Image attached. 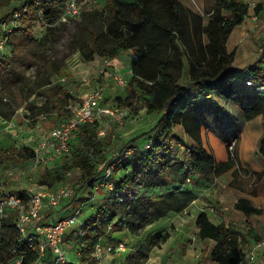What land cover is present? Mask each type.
<instances>
[{"label":"trees","instance_id":"obj_1","mask_svg":"<svg viewBox=\"0 0 264 264\" xmlns=\"http://www.w3.org/2000/svg\"><path fill=\"white\" fill-rule=\"evenodd\" d=\"M10 1L0 0V7ZM122 5L137 10L138 18L124 13ZM65 8L66 0H45L41 6L30 0L14 10L24 13L21 25L9 38L10 52L0 59L2 118L10 120L25 108L31 125L41 123L53 128L73 115L68 106L77 98L53 82L54 77L63 76L66 68L49 52ZM259 10L260 7L256 12ZM210 13L209 18L199 19L198 34L207 35L210 42L206 46L202 41L193 43L192 58L188 47V20L192 13L179 0H107L102 11H85L80 21L75 19L70 53L79 52L84 61L92 62L97 56L114 60L131 50L129 85L143 96L147 112L159 114L160 119L150 131L125 145L122 152L135 149L128 162L130 175L120 182L119 191L108 195L99 209L82 223L77 261L69 264H98L93 256L97 244L119 224L139 235L171 213H183L200 198L199 193L183 187L187 183L218 178L230 171L233 176L238 174L237 149L232 152L231 144H225L195 117L191 102L197 99V93L210 100L214 94H220L239 106L247 120L258 116L264 119V94L253 93L244 85L247 79L257 82L263 78L264 70L238 71L234 66L235 53H229L226 47L235 28L249 17L248 7L240 0H216ZM38 26L46 30L41 38L36 37ZM185 56L191 61L189 79L182 84L181 78L186 76ZM34 96L46 100L38 105L31 101ZM176 126L193 143L185 155L171 143ZM100 132L99 123L82 125L75 135L71 157L48 166L42 183L57 187L68 171L80 168V191L92 186L109 147L108 139L100 137ZM144 138L152 141L150 150L145 149L146 144L138 146ZM257 153L264 158V137ZM34 156L32 149L10 146L0 152V170L28 162ZM262 188L263 191L257 190L254 195H264V185ZM235 208L247 216L264 212L247 198H240ZM15 220L16 215L11 211L0 219V264H17L19 259L20 264H33L38 255L20 242ZM196 227L201 240L216 243L211 256H204L198 264H209L210 260L217 264L244 262L241 241L248 243L247 230L235 222L215 224L204 211L198 214ZM169 238L168 234H149L145 242L130 249L123 264H147L152 249Z\"/></svg>","mask_w":264,"mask_h":264},{"label":"rangeland","instance_id":"obj_2","mask_svg":"<svg viewBox=\"0 0 264 264\" xmlns=\"http://www.w3.org/2000/svg\"><path fill=\"white\" fill-rule=\"evenodd\" d=\"M27 1L30 0H11L6 6L0 7V16H9L15 9L21 8ZM106 1L107 0H98L97 2H94L92 0H82V3L85 11L93 12L102 11L105 8ZM179 1L192 13L188 20V31L190 36L188 47H190L189 55L192 58L193 53L191 51V45H193V43H198L199 41H202L203 43L204 41L208 43L210 42L207 35L198 36L201 30V20L199 19L202 18L204 20L211 16L210 12L216 3V0ZM122 9L124 10V13L132 16L134 19H137L139 16V12L132 9L128 5H122ZM256 14L264 20V7L261 6L260 10L256 12ZM80 20L81 19H78L77 21ZM75 29V19L60 20L56 25V36L49 45V52L57 62L64 64L66 69L64 70L63 76L71 79L70 83H67V87L69 88V85L71 84L73 90L76 91V94H74L81 97H76L77 100L74 102H80V100H85L89 91L92 93L99 87L105 85L106 77L103 72L104 68L117 70L122 67L121 64L125 63L128 56L126 55L123 57V63L118 62L115 59H106V61L114 67L107 66L106 61L101 62V58L99 56H97L98 62L89 63L84 61L82 56L80 58L78 54H72L69 50L71 37ZM45 31L44 27L38 26L36 28V37L41 38ZM255 42V39H253V41H250L248 46L244 47L245 41L242 42L240 39L231 40L228 52H234L235 57L238 55V59L242 56V53H249V55L243 56V63L247 64L248 61H250L249 66L259 65L261 67L260 69H263L264 53H261L259 55L260 57L257 60H254L255 54H258L257 50L261 45L263 46V43H260V45H256V48H253L252 44L255 46ZM190 61V58L185 56L186 76L181 78L182 84L188 77L187 74ZM63 76L54 77L55 83L58 84L59 79ZM108 91L109 95L107 94ZM107 95L109 98H107ZM31 101L34 102L33 98ZM35 101H37V99ZM145 103V99L141 96L140 92L137 90L134 91L130 85L121 88L113 82L107 83L104 104L120 108L125 112L126 119L122 125L115 122H111L110 124H107L106 122L100 124L101 132H105L104 137L108 139L109 143V147L103 161L114 163L115 161L111 159L114 153L122 152L125 145L131 139L137 137L138 135H142L143 133H147L156 125L160 116L156 113L149 114L145 107ZM10 123L12 122L4 123L0 119V152L10 146H14L15 143H17L21 148L26 147L33 150L37 148L40 140L47 135L49 129V127L42 125L41 123L31 125V121L29 119L26 121L23 116L18 120L15 118L14 123ZM148 141L149 139L144 138L141 139L138 144L143 146ZM171 143L175 147H179V149H181V155H185L189 148L193 145L189 137L187 138L185 136L180 126H176L174 128V136L171 137ZM235 149H237V145L235 146ZM130 160H132V158L119 162L115 165L113 174V180L117 186L115 191H119L120 182L130 175V163H128ZM28 164V162H21L17 164V166L22 169L27 168L29 166ZM4 168L5 167H3L0 172H2ZM45 168L46 167H40L37 174L43 175ZM237 169L238 174L236 176L227 172L218 178H200L198 181H193L190 184L187 183V185L183 187L190 188L194 192L199 193L200 198L198 200L200 201L191 206L184 213H171L168 217L153 223L143 231L139 232V235L132 234L131 231L126 229L122 224L117 225L109 234L103 235L100 239V243L102 247H104L103 251H105L103 264H123L125 261L124 259H126V254L130 251V249L138 247V245L145 242L146 237H148L149 234H155L156 236L168 234L170 235V238L166 242H163L152 249L150 259L147 264H198L204 256L210 257L216 243L211 240L203 241L198 236L196 218L198 216L197 214L202 212L201 209L212 208L214 211L212 213L215 214L217 219H227L229 221L234 220L241 223L242 220L240 215L234 210L235 200L244 192L245 194L254 195L257 193V190L263 191L264 171L259 174L250 173L249 170L242 168L241 165L237 167ZM81 175L82 173L80 174L76 172L73 177L68 180L67 183L73 187L76 194L68 200L70 201V204L59 212H64L66 214L69 212L67 211L69 208H72V210L75 211V209L82 206L83 215L81 218L82 223H84L99 209L105 198H107L113 191L101 190V193L95 198H92L93 196L89 197L88 193L82 195V192L80 191ZM29 183V179H22L21 176H19L17 179L8 181V188L13 190L15 193L22 194L26 193ZM169 189H174V187ZM226 207H228L227 210L225 209ZM242 214L244 215L243 212ZM58 217H62V215L59 213ZM214 220H216V218ZM80 228L81 226L71 229L65 236V251L69 263L77 261V256L79 254L77 249L78 238L81 235ZM245 230L249 231V229ZM120 243H123L126 246V252H119L116 250V247H118ZM241 243L243 244L244 250L248 251L251 248L250 243L244 242L243 240ZM110 247H112V250H108ZM119 253L122 256H118ZM209 264L217 263L210 260Z\"/></svg>","mask_w":264,"mask_h":264},{"label":"built area","instance_id":"obj_3","mask_svg":"<svg viewBox=\"0 0 264 264\" xmlns=\"http://www.w3.org/2000/svg\"><path fill=\"white\" fill-rule=\"evenodd\" d=\"M89 1V0H88ZM97 2L98 0H92ZM248 7L249 17L257 19L256 11L264 4V0H240ZM38 5H43L45 0H34ZM85 12L82 0H66L63 19H80ZM23 11L14 12L8 17L0 16V59L10 52L8 44L9 38L21 25ZM264 51V48H263ZM107 62V61H106ZM111 66L108 62L106 63ZM124 66L117 70L103 69L105 85L90 93L83 101L70 102L68 109L72 112L69 119L61 121L59 125L50 129L47 135L40 140L37 148L34 150V158L28 161L27 168H19L17 165L5 167L0 172V219L8 211L16 215L15 224L17 227L20 242L23 243L29 251L35 252L38 259L33 264H69L65 251V235L73 228L82 225L83 207L80 206L72 214L64 217L47 216L49 210L57 211L62 204L71 199L76 193L73 187L68 184V180L73 177L74 173H82L80 168L70 170L66 173V179L59 186L50 188L42 183L43 175H38L40 167H48L61 163L65 158L72 155V148L75 135L80 127L87 123H107L115 122L122 125L125 122L126 114L120 108L104 104L106 85L113 82L118 87L124 88L129 85L130 78L122 72ZM247 89L253 93L264 94V77L259 81L247 79L244 82ZM237 89V88H236ZM33 98V97H32ZM38 105L42 103H36ZM29 112H27V117ZM12 124V123H10ZM9 129V128H7ZM1 134V128H0ZM100 137L105 136V132H100ZM230 150L234 152L236 141L230 143ZM152 147V141L145 145V149ZM26 147H18L23 150ZM133 148L124 152L114 153L112 160L115 162H105L99 166V174L92 186L85 187L89 197L95 198L101 190L115 191L116 185L113 180L115 165L124 160L133 158ZM114 158V159H113ZM27 163V162H25ZM45 168V170H46ZM45 172V171H44ZM29 179V186L26 193H15L8 188V181L17 179ZM90 198V199H92ZM87 204V203H85ZM115 222L109 226L111 230ZM101 243L97 244L93 256L98 264L104 263V252ZM108 250H112L110 247ZM116 250L126 252V246L120 243ZM245 260L242 264H256L259 257L264 256V239L256 240L251 248L246 251ZM21 259L17 260V264Z\"/></svg>","mask_w":264,"mask_h":264},{"label":"crops","instance_id":"obj_4","mask_svg":"<svg viewBox=\"0 0 264 264\" xmlns=\"http://www.w3.org/2000/svg\"><path fill=\"white\" fill-rule=\"evenodd\" d=\"M261 6L264 7V4ZM237 39H240V41L242 42L245 41L244 47L248 46L250 41H253V39H255L256 41L255 46L252 44L253 48H256L257 47L256 45L258 44L260 45V43H263V46L261 45L259 49L257 50L258 54H255L254 60H257L260 57L259 55L261 53H264L263 51V48H264V20L261 19L259 16H257V19L248 17L242 25L235 28V30L232 32L227 42V50L229 48L230 41L237 40ZM208 44H209L208 42L204 41L205 46ZM76 54H78L81 58V55L79 52H76ZM132 54L133 52L129 50V51L122 53L120 57L115 59L118 62L123 63V57L126 55L128 56L125 63H123L124 65L123 64L121 65L124 66L122 72L126 74L127 76H129V78H131L132 76L131 68H130ZM78 55H77V58H78ZM244 55H249V53H246V52L242 53V56H240L239 59H238V55H236L235 57L234 66L238 71L245 72L249 69L261 68L259 65L249 66L250 61H248L247 64L243 63L242 58ZM100 58H101V62L106 61L105 58H102V57ZM92 62H98L97 57H96V60ZM188 79H189V74H188V77L185 79V82H187ZM70 81L71 79H69L66 76H63L59 79V83L57 84L55 83V79H53V82L55 85H61L67 90H69L70 93L75 95L76 91L73 90V88L71 87V84L70 85L68 84L69 88L67 87V83H70ZM90 92L91 91H89L88 95H86L85 99L90 95ZM107 94L109 95V91ZM108 95H107V98H109ZM75 97L81 98L78 95H75ZM36 99L37 101H35ZM33 100H34V103H38V102L43 103L46 99L34 96ZM80 101H83V100H80ZM191 108L194 112L195 117L198 120H200L216 137H218L225 144H230L233 141H237V158H238L237 167L241 165L242 168L249 170L250 173L259 174L264 171V158L257 153L260 140L264 137V119L262 116H258L252 120H247L245 113L239 106H237L235 103H233L232 101L228 100L227 98H225L224 96L220 94H214L212 100H210L200 95V93L199 94L197 93V99L191 102ZM27 112L28 111L25 108H21L16 113L17 115L15 114V116H13L12 119L6 120L2 118L1 116H0V119L4 123H9V122L14 123L15 118L18 120L20 117L23 116L25 120L27 121L28 119ZM53 128H49L48 131ZM185 136L188 138L186 134ZM14 146H16L17 148L19 147L17 143H15ZM229 173H232V171H230ZM81 192H82V195L87 194V191L85 189L82 190ZM240 198L249 199L255 207L262 208L264 211V195L255 196L252 194H245L244 192L240 195L239 198L235 200L234 202L235 205ZM198 201L200 200H196L191 206L195 205ZM65 202H64L65 204H63L60 207V209H58L57 211H54L52 209L49 210L46 213L47 216L51 215V216L58 217L60 213L62 217H64V215L67 216V214L69 215L73 213L72 211L74 210H72V208H69L67 210L69 212L66 214L64 212H59L60 210H63L64 207L70 204V201L68 200ZM225 209L227 210L228 207H226ZM201 210L206 212L209 219L215 224H220V223L228 224L229 222L234 221V220L229 221L227 219H222V220L217 219L215 214L212 213L214 212L212 208L211 209L209 208L201 209ZM234 210L235 212H237V214L240 215L241 220H242L241 223H238L237 221H234V222L240 228L249 229L252 231V233H249L248 231V243H250V245H252L256 240L264 239V212L261 215L247 216L245 214L243 215L242 212L237 210L236 208H234ZM215 218L216 220H214ZM118 256H122V255L119 253ZM256 264H264V256L259 257Z\"/></svg>","mask_w":264,"mask_h":264}]
</instances>
